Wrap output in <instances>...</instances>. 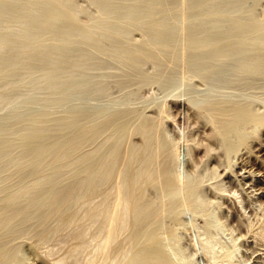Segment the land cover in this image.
<instances>
[{
    "label": "rangeland",
    "instance_id": "rangeland-1",
    "mask_svg": "<svg viewBox=\"0 0 264 264\" xmlns=\"http://www.w3.org/2000/svg\"><path fill=\"white\" fill-rule=\"evenodd\" d=\"M105 118L114 130L97 129ZM262 119L264 0H0L1 219L10 195L51 174L81 129L94 127L74 157L116 130L125 161L144 121L163 149L111 264H264ZM66 163L55 189L75 178ZM41 188L8 222L11 237L0 232L9 254L0 264H54L66 253L59 234L37 242L41 224L54 223L43 199L32 205L49 197Z\"/></svg>",
    "mask_w": 264,
    "mask_h": 264
},
{
    "label": "bare ground",
    "instance_id": "bare-ground-1",
    "mask_svg": "<svg viewBox=\"0 0 264 264\" xmlns=\"http://www.w3.org/2000/svg\"><path fill=\"white\" fill-rule=\"evenodd\" d=\"M224 111H226V109ZM240 111L241 110H239L238 108L235 109L236 113ZM114 118H109V119L105 118L107 120H104L98 126L97 129L104 131L106 130V132L110 128L113 129L115 127ZM150 125L151 124H148L147 122L143 121L136 130V132L140 134L141 143L139 144L132 143V145H130V148L127 152V158H125L126 162L123 161L122 159L124 158L123 155L125 154L123 152L127 149L124 150L122 148L120 150L119 141L121 139L120 137H118L119 135L116 133V130L113 131L114 129L111 130L110 135H108L109 137L105 141H104L105 138H103L102 145L96 148L95 152L86 154L84 151L85 154H80V156L78 155L77 157H74L72 153L73 152L75 153V151L79 148L81 143L90 137V134L94 130L93 129L94 127H91V129H87V128L81 129V131L77 132V134H74V136L70 137V140L66 142L64 145H62L59 151L54 155V158L52 159L55 162L54 164H56L57 166L54 168L51 174L50 173H48V175H45L44 173L42 174L41 173L42 170H40L39 172L42 175L40 176L37 175L36 179L33 178L34 180L32 179L33 181L32 182L30 181L31 183L29 182L30 183L29 185L25 184L27 186L25 185L24 187L20 186V190L17 192V194L15 193V196L12 195L14 197L10 195V198H8L9 200L7 202H10V204H12L13 207L9 203L8 204L6 203V206L7 205L11 206L9 208H12V210L11 209L9 210L5 209V210L6 211L11 210L13 212L11 215L8 213V215L10 216L7 215L8 217H5L6 219L4 217H3L4 219L0 218V232L4 233V235L5 232L6 233L8 232L7 234H9L10 228H7V224L9 226L10 220H12V218L15 220V218L18 215L21 216V214L26 209V204H22V203H24V201L26 200L30 202L29 200L31 199L32 192L38 191L41 187L48 185L49 197L45 198L47 196L44 197L37 194L35 195L33 193V195H35V198L34 199L32 198L34 200L32 201V205L33 203L34 204L37 203L36 201L40 202L43 199L48 209L47 210L48 213L44 212L45 214H47V215L44 214L45 217L47 218V216L48 217L51 216V218L53 217L54 220V223L52 225L50 224V226L45 225L42 228L41 226L43 223L41 224V226L39 227L41 231H39L38 229L40 236L37 233L38 234L37 238L39 240V241L37 240V242H40V239L42 240L41 242H43L44 240L43 238H46L48 242L46 240L45 241L47 243H50L49 241H51L57 234L61 235V239L60 236L57 237H59L58 239L61 240L60 243L62 242L61 244L63 246L61 247V244H58L59 240L56 239L55 237V239L58 240L57 241L58 243L56 242V244L60 245L61 249L64 247L62 252L66 249V253H65L66 255L62 253L63 257L59 258L61 256H59L58 254L59 259H57L58 261H56L54 264H58V263L62 264L67 259V258L65 259L64 256L68 257L67 259L68 261H70V259L72 258L71 259L72 262L77 256V259L78 258L79 259L76 261V264H97L99 262L98 261L96 263L97 259L100 261L103 260L105 261V263H107L109 260L108 263L111 264L110 259L111 258L113 259L116 256H118V254L122 250L124 251V248L122 247V245L124 246V244L122 243L123 240H121L122 239L121 237H123V239L125 238L127 239L128 237H131V235H133L134 231L136 230L135 229L137 224L136 220L137 218H139L137 217L138 214L137 211L140 209V208L138 209V207H140L139 202L143 198V194L145 192L144 191L145 186L148 183H150V181L153 178L157 157H159L158 155H160L159 153H161L160 150L163 149L162 148L163 140H161L158 137L159 135L157 133L158 131L155 132L157 135L154 134V131L157 129L155 128L154 130L153 129L154 126L151 127ZM88 128H90V126ZM116 137H118V139L120 140H117ZM240 140L241 137L239 138V141ZM227 147L229 148V145ZM122 150L124 151L120 152ZM40 151L42 150L40 149ZM93 153L94 155L98 154V159L96 162H93L94 161ZM119 157H123V158L121 159ZM121 160L126 164L124 165L123 163H121L123 167L120 169L121 165L119 164L118 161ZM63 162L65 163L67 162L66 165L68 164L71 168H73L72 172L74 173L75 178L73 179V181L70 182L66 181L69 184L65 183V186L55 189L53 185L60 179L59 178L60 172L58 171L61 170L62 165L64 166V164H62ZM115 166L119 168V170L117 168V173L115 170L116 169ZM114 174H116L115 178H114ZM155 178L156 177H154V179ZM6 211L4 212V214H7ZM41 216L43 217V215ZM42 217L40 219L43 222V219H45V217L43 218ZM142 221L144 220H141V222ZM46 223L48 225V223L50 222L46 221ZM13 231L15 232V230ZM13 231L11 230L9 236L13 234ZM4 235L0 237H4ZM52 235L55 236L53 237ZM3 242L1 244L6 243L8 245L6 241L4 243ZM46 242L43 243L46 244ZM43 243H41V245ZM145 252L147 253L148 251L140 250L139 253L136 252V254L137 255L139 254L140 256V253L144 254ZM101 253H104L106 257L103 256ZM148 253H150V251ZM155 253L156 252L152 253L151 250V255L152 254L154 255ZM78 255H80V257ZM157 255L160 256L159 254L156 253L155 256L158 257ZM5 256H7L6 249L2 248L1 245L0 262L8 257V259H6L5 261L6 263H9V254L6 258ZM102 256L107 260L102 259ZM99 257H101V259H99ZM115 259L117 260V258ZM170 261L163 260L162 263L170 264L169 263ZM113 262L116 263L115 260ZM6 263L4 262L3 264ZM103 263L104 262L101 261V263L99 264H103Z\"/></svg>",
    "mask_w": 264,
    "mask_h": 264
}]
</instances>
